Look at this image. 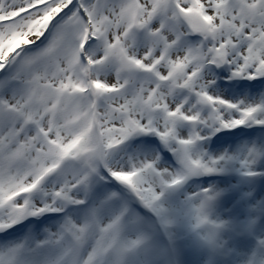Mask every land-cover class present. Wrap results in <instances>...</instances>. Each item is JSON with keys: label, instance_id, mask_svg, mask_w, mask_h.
Segmentation results:
<instances>
[{"label": "snow or ice", "instance_id": "obj_1", "mask_svg": "<svg viewBox=\"0 0 264 264\" xmlns=\"http://www.w3.org/2000/svg\"><path fill=\"white\" fill-rule=\"evenodd\" d=\"M0 264H264V0H0Z\"/></svg>", "mask_w": 264, "mask_h": 264}]
</instances>
